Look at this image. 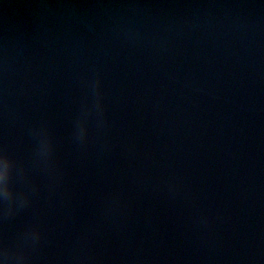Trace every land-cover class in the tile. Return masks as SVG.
I'll return each mask as SVG.
<instances>
[{"label": "water", "instance_id": "water-1", "mask_svg": "<svg viewBox=\"0 0 264 264\" xmlns=\"http://www.w3.org/2000/svg\"><path fill=\"white\" fill-rule=\"evenodd\" d=\"M0 264H264V0H0Z\"/></svg>", "mask_w": 264, "mask_h": 264}]
</instances>
